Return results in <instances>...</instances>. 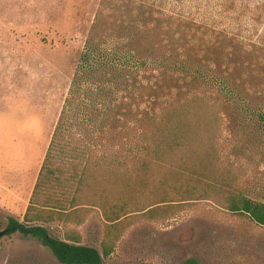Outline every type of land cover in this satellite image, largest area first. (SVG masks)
I'll return each mask as SVG.
<instances>
[{
  "label": "rangeland",
  "instance_id": "374dc122",
  "mask_svg": "<svg viewBox=\"0 0 264 264\" xmlns=\"http://www.w3.org/2000/svg\"><path fill=\"white\" fill-rule=\"evenodd\" d=\"M156 1L231 32L227 39L212 36L211 47L208 34H197V58L204 69H213L211 80L182 77L181 87L166 92L164 101L190 110L196 134L161 157L131 151L146 138L124 135L141 128L134 118L142 107L126 131L111 124L93 140L70 135L65 155L58 153L53 166L65 178L85 171L81 205L45 225L59 239L78 232L81 243L102 254L107 246L111 254L104 264H264V226L227 204L233 194L264 201V0H229L232 18L224 17L222 0H213L218 5L212 14L205 0ZM140 5L0 0V233L9 217L24 220L94 25L99 21L97 38L124 35L123 25L136 26L141 48L161 58L167 50L177 54L191 39L183 24L170 28L138 18ZM86 147L92 151L83 156ZM120 216L119 223L110 221ZM0 264L65 263L38 239L15 233L0 237Z\"/></svg>",
  "mask_w": 264,
  "mask_h": 264
},
{
  "label": "trees",
  "instance_id": "16d2710c",
  "mask_svg": "<svg viewBox=\"0 0 264 264\" xmlns=\"http://www.w3.org/2000/svg\"><path fill=\"white\" fill-rule=\"evenodd\" d=\"M122 1L141 4L142 12L137 16L138 18L143 16L158 20L161 25L167 23L170 28L174 24L185 25L187 29L185 34L191 39L185 45L177 47V54L168 53L167 50L168 55L161 58V56L148 54L141 48L138 42L140 28L136 26L123 25L124 35H111L104 38H97L99 21L92 28L33 189L24 220L9 217L7 227L3 232V235L19 233L25 237L38 239L52 251L60 262L65 264H104V257L111 254V249L107 246H104L102 254L98 248L81 243L80 235H74L79 234L75 231L66 233L69 235L65 239L56 238L51 235L49 228L45 225L57 219V216L69 213V209L81 205L79 202L83 191L85 171L79 178L77 170L65 178L62 177L61 168L53 166L56 155L66 153L65 139L75 133L82 137L86 135V138L93 140L92 135H98L111 124L113 129H119L122 126L121 129L126 131L130 116H134L135 110L145 107L144 110L135 114L138 118H134L141 128L137 127L135 132L129 134L125 132L124 135L146 138L140 146L129 149L153 152L160 157L180 150L196 132L191 129L193 123L190 110L164 101L166 92L177 85L181 87L182 77H187L191 81L199 77L212 79L213 69L210 66L204 69L197 58L202 56L198 50L200 44L196 41L197 34L202 31L208 34L206 44L208 47L215 45L213 37L217 33L219 34L217 38L227 39L231 36V32L225 29L218 32L208 21L203 22V20L190 18L176 9H167L164 4H158L156 0ZM205 1L212 14L218 4L213 0ZM228 1L222 0L219 5L223 8L221 10L224 17L232 18ZM169 80H174L176 85H168L166 82ZM216 81L220 87H229L228 83L223 80L216 79ZM260 118L264 123V110ZM152 123L157 126L155 131L148 129ZM77 126L78 133L74 132ZM90 151H92L90 147L81 149L83 156ZM227 204L228 209L245 213L256 223L264 226V201H258L243 194H233L228 198ZM120 218L121 216L110 218V221L114 224L119 223ZM189 264L197 263L190 260Z\"/></svg>",
  "mask_w": 264,
  "mask_h": 264
},
{
  "label": "crops",
  "instance_id": "0c3cea01",
  "mask_svg": "<svg viewBox=\"0 0 264 264\" xmlns=\"http://www.w3.org/2000/svg\"><path fill=\"white\" fill-rule=\"evenodd\" d=\"M37 181V180H36ZM35 187V186H34ZM32 192H33V189H32ZM32 192L29 194L30 195V198H31V195H32ZM30 198H29V200H28V204L26 205V206H24V208H23V211L24 212H26V210H27V208H28V205H29V203H30ZM25 215V214H24ZM16 218V217H15Z\"/></svg>",
  "mask_w": 264,
  "mask_h": 264
},
{
  "label": "water",
  "instance_id": "95a60500",
  "mask_svg": "<svg viewBox=\"0 0 264 264\" xmlns=\"http://www.w3.org/2000/svg\"><path fill=\"white\" fill-rule=\"evenodd\" d=\"M3 236V232L0 233V237Z\"/></svg>",
  "mask_w": 264,
  "mask_h": 264
}]
</instances>
